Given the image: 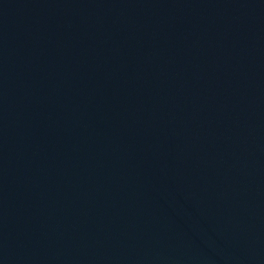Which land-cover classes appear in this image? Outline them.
Wrapping results in <instances>:
<instances>
[{"label": "water", "instance_id": "95a60500", "mask_svg": "<svg viewBox=\"0 0 264 264\" xmlns=\"http://www.w3.org/2000/svg\"><path fill=\"white\" fill-rule=\"evenodd\" d=\"M0 264H264V0H0Z\"/></svg>", "mask_w": 264, "mask_h": 264}]
</instances>
